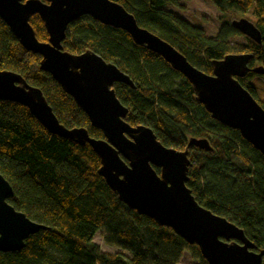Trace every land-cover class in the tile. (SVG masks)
Listing matches in <instances>:
<instances>
[{
  "label": "trees",
  "instance_id": "obj_1",
  "mask_svg": "<svg viewBox=\"0 0 264 264\" xmlns=\"http://www.w3.org/2000/svg\"><path fill=\"white\" fill-rule=\"evenodd\" d=\"M111 1L205 74L212 73L211 61L234 53L227 39L241 34L231 22L250 15L260 31V43L246 37V45L234 54H250L248 66H262L263 74L249 72L237 81L264 109L251 83L255 76L264 77V0H206L221 13L222 27L215 39L162 9L166 5L183 9L178 1L187 0ZM29 23L36 38L47 41L39 17L33 15ZM61 46L71 54L90 50L126 74L134 88L113 86L127 108L125 122L150 128L167 148L187 149L185 185L195 201L241 229L256 250L264 249V156L238 131L213 120L195 100L190 83L158 55L134 44L126 32L84 15L67 26ZM39 61L0 19V70L17 73L37 87L65 128L82 127L89 137L103 139L73 99L39 69ZM190 138L206 139L211 151L187 148ZM99 167L87 144L79 146L48 133L25 107L0 100V175L13 191L8 203L45 227L29 236L20 251L0 252V264H177L183 251L192 254L195 264H207L195 245L123 205L98 175ZM98 231L111 237L112 241L104 240L107 245L130 256L98 253L93 242Z\"/></svg>",
  "mask_w": 264,
  "mask_h": 264
},
{
  "label": "water",
  "instance_id": "obj_2",
  "mask_svg": "<svg viewBox=\"0 0 264 264\" xmlns=\"http://www.w3.org/2000/svg\"><path fill=\"white\" fill-rule=\"evenodd\" d=\"M37 15L47 34L41 42L29 20ZM126 32L137 46L158 55L193 87L195 100L210 117L264 156V109L238 83L247 73L250 54L225 55L211 61V74L192 66L173 46L139 27L132 14L111 0H0V19L18 44L40 57L39 69L51 76L86 115L103 139L89 137L82 127L67 129L53 115L42 92L19 74L0 70V100L25 107L50 134L84 146L99 159L97 173L128 209L166 227L188 245H195L207 264H261L264 249L256 250L241 229L200 206L185 183L187 149L163 146L152 130L125 122L127 108L115 96L113 85L134 88L131 79L113 64L86 50L71 54L61 43L67 26L81 16ZM241 35L259 44L260 31L250 21L231 22ZM211 151L206 139H188L187 148ZM158 169V173L155 169ZM13 191L0 175V252H18L24 241L45 227L15 210L8 200Z\"/></svg>",
  "mask_w": 264,
  "mask_h": 264
},
{
  "label": "rangeland",
  "instance_id": "obj_3",
  "mask_svg": "<svg viewBox=\"0 0 264 264\" xmlns=\"http://www.w3.org/2000/svg\"><path fill=\"white\" fill-rule=\"evenodd\" d=\"M178 4L182 5L184 8L179 9L172 5H166L162 9L171 12L173 15L189 23L191 26L200 29L204 36L212 39L217 37V34L222 27V23L219 20L221 13L213 4L206 0L178 1ZM244 18L250 22L253 20L250 15H247ZM227 43L229 45V50L235 53L241 47L246 45L247 42L246 37L238 35L228 38ZM251 83L256 89L257 98L264 103V77L255 76L251 79ZM106 239L112 241L111 237L105 232L98 231L95 233L93 242L97 246L98 253L106 256L115 253L122 254L126 257L130 256L126 250L113 245H107L104 241ZM177 264H195V261L190 252L183 251Z\"/></svg>",
  "mask_w": 264,
  "mask_h": 264
}]
</instances>
